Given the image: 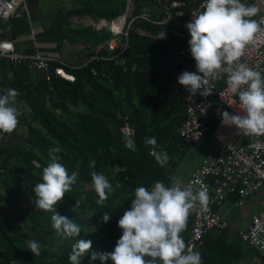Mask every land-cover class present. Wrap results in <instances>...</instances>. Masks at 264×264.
Instances as JSON below:
<instances>
[{
  "label": "trees",
  "instance_id": "trees-1",
  "mask_svg": "<svg viewBox=\"0 0 264 264\" xmlns=\"http://www.w3.org/2000/svg\"><path fill=\"white\" fill-rule=\"evenodd\" d=\"M122 9L113 2L96 6L88 1L76 9L61 10L60 28L65 29L69 37L92 39L94 44L88 47L92 55H113L103 47L111 37L108 30L96 31L92 24L75 26L70 19L90 16L93 20H111ZM163 28L137 21L130 32V49L119 54L125 57L126 64L117 63L115 59H95L87 67L68 68L76 75L75 80L53 74L52 88L41 79H31V69L26 61L11 64L2 60V64L6 62L8 65L5 66L13 72L10 80L22 86L16 99L32 106L30 114L27 113L30 117L26 118L28 143H17L12 151L0 147V151L6 153L1 165L4 174L35 199L33 189L37 183L43 182L42 172L49 161V149L60 147L61 152L57 153L61 157L60 162L69 174L78 171L77 181L84 187L78 189L75 183L72 191L56 205L61 215L74 219L81 226L79 237L64 238L57 233L53 236L51 231L55 229L52 228L51 212L36 209L34 205L30 208L17 205L11 212L20 216L5 217L0 221V264H12V260L16 264H70L68 257L72 245L80 238L92 241V248L82 262L89 264L93 252L114 250L122 234L118 220L131 207L136 187L150 188L156 181L171 185V174L190 146L179 135V128L186 117L188 90L177 80L186 68H175L165 61L166 52L177 42L168 34L165 39H159ZM58 65L52 61L51 69ZM91 67L102 74L94 76L90 72ZM214 102L205 121L215 131L222 122L221 112L230 110L224 108L219 112L216 99ZM125 117L136 130L135 148L126 145L123 132ZM33 122L39 126H34ZM16 130L17 127L13 132ZM146 137H155L167 151L169 162L165 167H161L149 154L151 146H145ZM243 144L247 145V141ZM12 157L14 163L7 166ZM91 160L96 162L94 170L106 175L115 188L104 205L96 204L98 196L91 180ZM231 196L235 200L239 197ZM78 201L79 206L75 209ZM2 202L9 204L10 200L0 195V208ZM3 210L9 212L7 208ZM104 212L111 214L107 224L102 221ZM193 221L191 211L180 234L185 246ZM30 240L41 245L38 256L27 249ZM196 251L201 254L202 264H247L249 257L251 260L256 257L259 264H264V256L228 230L209 232ZM94 264H101V261L97 259ZM107 264H113V261L109 259Z\"/></svg>",
  "mask_w": 264,
  "mask_h": 264
},
{
  "label": "clouds",
  "instance_id": "clouds-1",
  "mask_svg": "<svg viewBox=\"0 0 264 264\" xmlns=\"http://www.w3.org/2000/svg\"><path fill=\"white\" fill-rule=\"evenodd\" d=\"M202 7L203 11L186 24L191 36L188 44L196 62V71H183L177 77L178 83L193 95L199 93L206 97L213 93L207 87L210 80L226 75L231 92L238 95L240 110L236 114L221 112L222 122L235 125L248 135L264 134V70H256L241 62L245 47L261 30L264 17L251 19L259 9L244 0H205ZM165 38L166 32L162 31L159 39ZM19 95V91L12 88L5 89L0 95V131L11 133L17 127L21 113L15 104ZM144 143L151 146L149 154L161 167H165L169 156L156 138L146 137ZM60 152V147L49 149V161L42 172L43 182L35 185V199L32 202L36 209L52 213V228L57 235L79 237L81 226L74 219L61 215L56 208L65 194L72 191V185L79 176L78 171L69 174L57 155ZM89 166L93 169L91 180L98 196L96 204L104 205L115 188L106 175L94 170L95 160H91ZM208 202L206 189L201 188L194 193L190 186H184L178 179H173L171 185L156 181L150 188L136 187L131 207L118 220L122 234L114 250L93 252L89 264H94L97 259L101 264H107L109 259L113 264H202L198 251L185 250V242L180 234L185 229L190 212L197 206L206 208ZM78 206L79 201L75 209ZM110 219L111 214L104 212L103 223L107 224ZM40 247L39 242L28 241L27 249L36 256L40 254ZM91 248L90 239H78L69 253L70 264H82Z\"/></svg>",
  "mask_w": 264,
  "mask_h": 264
},
{
  "label": "built area",
  "instance_id": "built-area-1",
  "mask_svg": "<svg viewBox=\"0 0 264 264\" xmlns=\"http://www.w3.org/2000/svg\"><path fill=\"white\" fill-rule=\"evenodd\" d=\"M258 0H244L254 3ZM264 7V0H259ZM205 0H127L123 9L111 20L100 18L92 23L93 29L100 31L106 29L111 37L103 44L113 55H92L91 50L80 62H71L61 57H49L40 52L26 54L19 51L13 38L8 34L13 31L12 20L23 17V12H28L27 0H0V61L19 64L28 63L32 72H40L41 79L49 88L53 74L66 79L75 80L76 75L70 69L87 67L95 59H115L117 63L126 64L125 53L130 49V32L134 23L139 20L163 26V31L176 39V46L166 52L165 61L175 68L185 67L186 70L196 71V62L190 53L188 41L191 39L186 24L192 17L203 11ZM264 17V9L259 20ZM59 63L51 69V62ZM241 62L256 70H264V24L253 40L245 47ZM133 65V69H135ZM91 74L98 77L102 74L97 68H90ZM200 74V73H198ZM103 75H105L103 73ZM202 75V74H200ZM112 82V79H110ZM207 87L213 93L201 96L193 95L188 91L186 96V117L179 128V135L187 145L199 142L205 135L212 134L218 139L214 149L207 155L203 162L184 181V186H190L193 192L201 188L207 190L209 202L205 207L197 206L192 211L194 216L190 236L187 240V249L196 251L204 243L205 236L213 230H228L229 233L238 235L243 242L257 250L264 256V202L261 208L252 216L247 229L238 231L229 220L221 213L220 208L231 195H238L236 204L244 205L246 198L264 190V134L249 135L247 145L219 137L212 126L205 121V117L217 101V110L224 108L237 113L240 102L237 94L231 92L227 84V76L223 75L216 80H210ZM7 88L16 89L19 93L22 86H9L0 83V95ZM123 132L126 145L135 148V128L128 117H125ZM1 133H5L0 131ZM173 182V179L171 183ZM16 264L15 260L11 261Z\"/></svg>",
  "mask_w": 264,
  "mask_h": 264
},
{
  "label": "crops",
  "instance_id": "crops-1",
  "mask_svg": "<svg viewBox=\"0 0 264 264\" xmlns=\"http://www.w3.org/2000/svg\"><path fill=\"white\" fill-rule=\"evenodd\" d=\"M34 4L30 6V12H23V17L20 19L12 20L13 31L7 36H11L19 51L26 54H34L40 52L49 57H61L71 62H80L83 57L90 51L89 46L94 44L92 39L88 38H73L68 36L65 29L60 28L59 21L63 17L62 11L71 10L81 7L85 2H92L96 6L107 2H113L114 5L118 4V0H33ZM252 18V17H251ZM71 22L75 26L90 25L94 21L90 16H84L81 18L72 17ZM2 25V23H0ZM7 62V61H6ZM6 62L0 61V83L2 85L9 86L17 83H13L10 80L13 76V72L7 68ZM30 77L33 81H36L42 74L40 72H30ZM15 107L21 113L18 117L17 130L11 133L0 134V147L6 151H12L17 143H22L24 139L21 137L28 132L26 118L30 117V111L32 106L24 100H17ZM29 108V110L27 109ZM29 113V114H27ZM26 114L24 117L23 115ZM214 114V113H213ZM30 120V119H29ZM34 123V122H33ZM222 122L220 123V125ZM34 125V124H33ZM219 125V126H220ZM218 129V128H217ZM216 129V130H217ZM215 130V133H216ZM245 134L241 132V135ZM248 134H245L244 138L239 141L238 144H243L247 141ZM24 138V137H23ZM6 153L0 151V195L5 200H10L9 204L6 202L1 203L0 208V221H3L5 217L17 216L12 211L14 205V199L16 195L24 196L28 194L26 189L16 185L11 179L4 174V170L1 167L5 161ZM14 158L10 160L7 166H12ZM198 167V166H197ZM196 167V168H197ZM195 168V169H196ZM246 202V210L241 214L238 210L243 209ZM264 202V190L259 191L252 196L248 197L244 201L243 206L236 204V200L230 196L220 208L221 213L229 220V222L238 230H245L249 226L252 216L261 208ZM9 209V212L3 209ZM238 209V210H237ZM248 220V224L243 226L244 221ZM259 264V259L254 257L252 260L250 257L247 260V264Z\"/></svg>",
  "mask_w": 264,
  "mask_h": 264
},
{
  "label": "rangeland",
  "instance_id": "rangeland-1",
  "mask_svg": "<svg viewBox=\"0 0 264 264\" xmlns=\"http://www.w3.org/2000/svg\"><path fill=\"white\" fill-rule=\"evenodd\" d=\"M27 3H28V8H29L28 9V13H29L30 9L32 10L30 6L34 4V1L27 0ZM126 3H127V0H118V4L122 7L125 6ZM255 6L259 9L255 17H260V15L263 12L264 7L262 6L259 0L255 2ZM66 37L68 38L69 36H66ZM27 109L29 110V108ZM229 113L236 114L233 111H229ZM33 124L36 127L39 126L35 122ZM241 132L243 131H239L235 125H228L223 122L216 130V134L219 137L236 142V143H239V141H241L245 136V134L241 135ZM23 135L24 136H22L21 138L24 139L23 142L27 144L28 143L27 140H29V134L28 132H26ZM217 139L218 138L215 135L207 134L199 142L188 146V149L186 150L185 154L179 160L177 166L174 168L171 174L172 179H178L180 181L186 180L192 174L195 168L199 166L203 162V160L207 157V155L214 149ZM76 187L78 189H82L84 187V184L80 181H77ZM15 204L16 206L19 205L22 208L23 207L30 208V207H33L34 205L32 202V198L29 196V194H26L25 197L21 196V198H19V195H16V198L14 199V205ZM245 210H246V202H245L243 209L241 208L238 211L242 214ZM17 216H20V215H17ZM246 224H248V220L244 221L243 226H246ZM51 234L53 236H56V231L52 230Z\"/></svg>",
  "mask_w": 264,
  "mask_h": 264
},
{
  "label": "water",
  "instance_id": "water-1",
  "mask_svg": "<svg viewBox=\"0 0 264 264\" xmlns=\"http://www.w3.org/2000/svg\"><path fill=\"white\" fill-rule=\"evenodd\" d=\"M251 4H254V3H251ZM255 5V4H254Z\"/></svg>",
  "mask_w": 264,
  "mask_h": 264
}]
</instances>
